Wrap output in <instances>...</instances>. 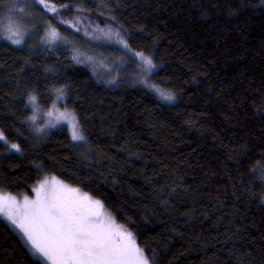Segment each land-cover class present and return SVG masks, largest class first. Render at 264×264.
Wrapping results in <instances>:
<instances>
[{
    "label": "trees",
    "instance_id": "obj_1",
    "mask_svg": "<svg viewBox=\"0 0 264 264\" xmlns=\"http://www.w3.org/2000/svg\"><path fill=\"white\" fill-rule=\"evenodd\" d=\"M25 3L61 41L0 38V193L32 199L55 177L99 200L149 264H264V0ZM89 44L143 75L106 81L74 59ZM58 106L84 141L40 127ZM0 264H46L6 218Z\"/></svg>",
    "mask_w": 264,
    "mask_h": 264
},
{
    "label": "snow or ice",
    "instance_id": "obj_2",
    "mask_svg": "<svg viewBox=\"0 0 264 264\" xmlns=\"http://www.w3.org/2000/svg\"><path fill=\"white\" fill-rule=\"evenodd\" d=\"M38 3L53 13L57 11L55 5H49L46 0H38ZM18 11L23 12L24 9L19 8ZM7 32L10 34L3 38L13 44L24 42L18 28L14 29L9 24ZM49 37L55 40L59 37L58 31L52 28ZM124 46L127 47V44ZM138 55L148 69L155 68L151 58L143 53ZM86 59L91 61L92 57ZM156 91L165 100L175 99L159 88ZM31 99L35 101L36 98ZM48 116L52 117L53 113L49 112ZM31 119L35 121V117ZM55 119L71 124L74 141L86 139L74 114L60 112ZM3 139L0 133V140ZM11 147L20 150L19 145L12 144ZM34 191L35 199L25 196L22 202H18L14 196L0 194V215L23 233L34 254L46 264H149L132 234L115 223L99 200L55 177L51 180L46 178Z\"/></svg>",
    "mask_w": 264,
    "mask_h": 264
},
{
    "label": "rangeland",
    "instance_id": "obj_3",
    "mask_svg": "<svg viewBox=\"0 0 264 264\" xmlns=\"http://www.w3.org/2000/svg\"><path fill=\"white\" fill-rule=\"evenodd\" d=\"M26 1L27 0H13V5H11V6H10V4L5 5L0 10V38L9 41L8 39L3 38V37H6L10 34L7 32V28L9 26V24H11L14 29L18 28L19 31L22 33L23 41L30 34H32V33L38 34L39 33L40 40H41L42 44H45V45L57 44L58 45L59 44L58 42L61 41V35L59 34L58 38H56L55 40H52L49 37V32L53 28L50 23L47 22L46 24H41V25L35 24V22H33L32 18H31L32 14L25 11V5H26L25 2ZM19 8H23L24 11L19 12L18 11ZM50 13H52V12L50 11ZM9 42H11V41H9ZM85 43H87V42H85ZM15 45H17V44H15ZM19 45H21V44H19ZM79 46L75 47V50L77 51L76 56H77L78 60L80 62H82V64L89 66L92 69H95L98 73L101 74L102 77H104L106 79V81H108V80L111 81L112 79H114V77L116 75H119L121 72L127 73L129 75H131V74L136 75V77H138V78H141V75H143V73H139V69H137L135 67H133V70H131L132 66L128 65L129 62H126V60H128V59L121 54H117L113 51H110L111 48H108L109 50L106 48L107 49L106 50V49H102V48L97 47V46L95 47V46L89 44V46L82 49ZM89 56L92 57L91 61L86 59ZM140 72H141V70H140ZM145 77H147V75ZM146 80L144 79V82H143L144 84L147 82ZM55 95H56V98H57L59 103L64 102L65 94L63 91H57ZM55 106H57V105H55ZM60 106H62V104H60ZM61 108L58 106L57 108H54L53 111L51 110L50 112L53 113L52 117H49L48 113H47L44 116V118H46V122L40 121V123H41L40 127L49 129V131L47 133H49L50 131L52 132V130L54 131V129L56 130L57 128L67 127L70 134H71V137H72L71 124L66 122V121L57 122L55 117L60 112H68L71 114H74V113L69 111V110L65 111L64 109H61ZM33 110H37L36 103H34V102H33ZM39 112H35V113L38 115ZM74 116H75V114H74ZM49 121H51L52 123L49 124ZM45 123H46L47 127H45ZM79 142H81V141H76V143H79ZM44 180L45 179H43L40 183H42ZM39 184L36 185L35 188H37L39 186ZM34 189H33L34 197L32 199L36 198V193H35ZM0 194H3V193H0ZM16 199H18L17 201L20 202V200L23 201L24 197H16ZM104 210L106 211L105 208H104ZM106 212L109 213L108 211H106ZM111 217L113 218L112 215H111ZM0 218H5V217L0 215ZM114 221H115V219H114ZM115 223L117 224L116 221H115ZM117 225H119V224H117ZM122 228L124 229V227H122ZM17 231H18L19 235L23 236V233L20 232L19 229H17ZM28 246H30V245L28 244ZM37 257H39V256H37Z\"/></svg>",
    "mask_w": 264,
    "mask_h": 264
}]
</instances>
